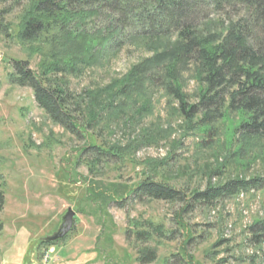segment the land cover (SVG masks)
Returning a JSON list of instances; mask_svg holds the SVG:
<instances>
[{"label": "rangeland", "instance_id": "obj_1", "mask_svg": "<svg viewBox=\"0 0 264 264\" xmlns=\"http://www.w3.org/2000/svg\"><path fill=\"white\" fill-rule=\"evenodd\" d=\"M12 5L0 3V10L8 11L4 20L15 24L21 9ZM147 54L127 46L100 64L56 77L86 109L91 90L122 77ZM12 58L27 60L32 70L40 71L39 55L30 54L13 36L0 34V264L37 263L32 253L38 243L41 263L52 264L58 253H50V260L43 261L46 248L42 241L58 231L69 207L75 212L70 232L52 240L57 242L52 247L68 257L69 263L64 264H264V246L248 240V226L264 218V189L198 207L184 216V229L175 224L176 204L129 199L118 204L111 198L146 176L181 189L264 177V143L244 155L234 153L230 140L235 114L223 125L219 123L226 132L201 148L198 142L202 136L188 133L176 103L163 91L153 92L151 111L144 115L138 113L139 102L134 108L122 107L115 114L118 116L112 117L101 107L107 101L101 97L95 110H100L104 121L108 119L109 127L97 135V129L86 131L98 143L128 148L125 159L114 158L89 168L92 156L81 151L87 133L77 136L54 124L37 106L30 87L11 84ZM195 87L189 80L185 91L192 95ZM87 188L91 200L84 198ZM147 220L162 223L165 236L137 239L132 231L144 226L135 224L147 226ZM219 240L223 242L215 246ZM143 247L155 248V260H136Z\"/></svg>", "mask_w": 264, "mask_h": 264}, {"label": "trees", "instance_id": "obj_2", "mask_svg": "<svg viewBox=\"0 0 264 264\" xmlns=\"http://www.w3.org/2000/svg\"><path fill=\"white\" fill-rule=\"evenodd\" d=\"M0 3H11L21 9L15 24L4 20L8 11L0 10V34L13 36L30 54L40 57L39 72L32 70L27 60L12 58L8 81L30 87L37 106L54 124L77 136L87 133L81 151L92 156L89 168L114 158L125 159L128 148L98 143L86 131L97 129V135L109 127L108 119L104 121L100 110H95L101 97L107 99L101 107L112 117H117L115 114L122 107L134 108L139 102L142 103L138 113L144 115L151 111L153 92L161 90L176 103L188 133L202 136L199 147H209L225 133L226 127L222 125L233 114L236 117L231 118L235 122L231 125L230 144L235 145V155H244L264 143V0H0ZM127 46L148 54L131 65L122 77L91 90L88 94L91 103L86 109L56 77L100 64ZM189 80L196 85L192 95L185 91ZM150 136L147 133L146 138ZM262 189L261 176L233 178L208 184L203 189L176 188L146 176L135 186L125 188V193L111 198L118 204L125 199L176 204L179 209L175 212V224L184 229V216L198 207L214 206L222 199ZM84 198L92 199L88 188ZM146 223L147 226L135 224L144 226L132 231L137 239L165 236L162 223L148 220ZM248 231L252 244L264 246V218L253 221ZM222 242L219 240L215 246ZM42 243L47 248L57 242ZM155 256L154 247H143L136 260L148 263Z\"/></svg>", "mask_w": 264, "mask_h": 264}, {"label": "water", "instance_id": "obj_3", "mask_svg": "<svg viewBox=\"0 0 264 264\" xmlns=\"http://www.w3.org/2000/svg\"><path fill=\"white\" fill-rule=\"evenodd\" d=\"M74 214L75 212L71 209V207H69L67 212L63 216L62 223L58 231L54 235L48 237V240L52 241V240L61 238L65 236L68 232H70Z\"/></svg>", "mask_w": 264, "mask_h": 264}, {"label": "crops", "instance_id": "obj_4", "mask_svg": "<svg viewBox=\"0 0 264 264\" xmlns=\"http://www.w3.org/2000/svg\"><path fill=\"white\" fill-rule=\"evenodd\" d=\"M43 248V247H42ZM42 249L39 248V243L36 245V248H35V251L32 253V258H36L37 259V263L34 261V264H42L41 263V256H40V253H41ZM43 251H44V248H43ZM57 252L58 255L56 254L54 257H52V264H64V263H69L67 260H68V257L67 256H62L61 252L59 251H56L55 248L53 250L52 253H55ZM50 260V258H49ZM70 261V260H69ZM48 264V263H47Z\"/></svg>", "mask_w": 264, "mask_h": 264}, {"label": "built area", "instance_id": "obj_5", "mask_svg": "<svg viewBox=\"0 0 264 264\" xmlns=\"http://www.w3.org/2000/svg\"><path fill=\"white\" fill-rule=\"evenodd\" d=\"M50 252V250L49 251H47L46 253H45V255H44V260H46L47 258H48V253Z\"/></svg>", "mask_w": 264, "mask_h": 264}]
</instances>
